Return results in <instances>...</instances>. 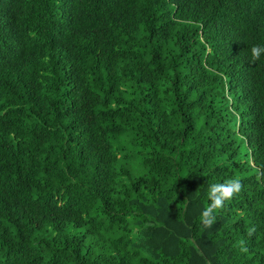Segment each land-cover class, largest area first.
<instances>
[{
    "label": "trees",
    "instance_id": "1",
    "mask_svg": "<svg viewBox=\"0 0 264 264\" xmlns=\"http://www.w3.org/2000/svg\"><path fill=\"white\" fill-rule=\"evenodd\" d=\"M253 45L264 0H0V264H264Z\"/></svg>",
    "mask_w": 264,
    "mask_h": 264
},
{
    "label": "clouds",
    "instance_id": "2",
    "mask_svg": "<svg viewBox=\"0 0 264 264\" xmlns=\"http://www.w3.org/2000/svg\"><path fill=\"white\" fill-rule=\"evenodd\" d=\"M264 54V46L253 45L251 48V60L252 62L261 59V55ZM243 189V184L238 177H233L224 181L223 183L210 184L207 189V198L210 203L203 209L200 214V223L206 229H211L217 222V215L224 209L226 203L231 201L240 194ZM255 227L248 229V236L251 237L255 233ZM240 251L247 252L245 247V241L240 240L238 242Z\"/></svg>",
    "mask_w": 264,
    "mask_h": 264
}]
</instances>
